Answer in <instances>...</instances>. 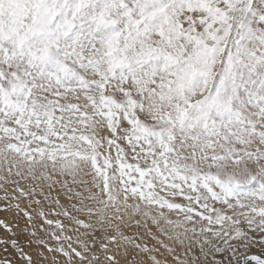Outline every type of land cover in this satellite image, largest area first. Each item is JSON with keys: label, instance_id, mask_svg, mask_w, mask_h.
<instances>
[{"label": "snow or ice", "instance_id": "snow-or-ice-1", "mask_svg": "<svg viewBox=\"0 0 264 264\" xmlns=\"http://www.w3.org/2000/svg\"><path fill=\"white\" fill-rule=\"evenodd\" d=\"M0 212V264H264V0H0Z\"/></svg>", "mask_w": 264, "mask_h": 264}, {"label": "rangeland", "instance_id": "rangeland-1", "mask_svg": "<svg viewBox=\"0 0 264 264\" xmlns=\"http://www.w3.org/2000/svg\"><path fill=\"white\" fill-rule=\"evenodd\" d=\"M0 219H5L8 222L12 223L13 226L15 227L16 224H19V229H17L18 232H22L24 226H25V221L23 218L20 217H14L13 214L10 213H5V212H0ZM259 247H256L254 251L259 252Z\"/></svg>", "mask_w": 264, "mask_h": 264}]
</instances>
